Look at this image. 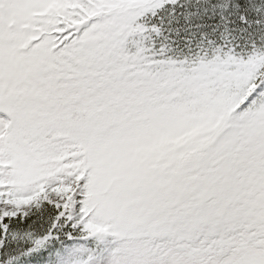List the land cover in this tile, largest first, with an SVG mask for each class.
<instances>
[{"label": "snow or ice", "instance_id": "6c2138e0", "mask_svg": "<svg viewBox=\"0 0 264 264\" xmlns=\"http://www.w3.org/2000/svg\"><path fill=\"white\" fill-rule=\"evenodd\" d=\"M0 264H264V0H0Z\"/></svg>", "mask_w": 264, "mask_h": 264}]
</instances>
